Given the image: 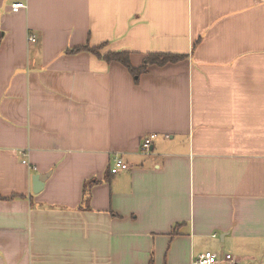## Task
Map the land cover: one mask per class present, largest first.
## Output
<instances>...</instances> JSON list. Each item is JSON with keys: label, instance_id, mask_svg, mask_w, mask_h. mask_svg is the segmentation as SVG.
Segmentation results:
<instances>
[{"label": "crops", "instance_id": "0c3cea01", "mask_svg": "<svg viewBox=\"0 0 264 264\" xmlns=\"http://www.w3.org/2000/svg\"><path fill=\"white\" fill-rule=\"evenodd\" d=\"M206 252L264 264V0H0V264Z\"/></svg>", "mask_w": 264, "mask_h": 264}, {"label": "trees", "instance_id": "16d2710c", "mask_svg": "<svg viewBox=\"0 0 264 264\" xmlns=\"http://www.w3.org/2000/svg\"><path fill=\"white\" fill-rule=\"evenodd\" d=\"M103 47H90L88 44L77 47L72 50H68V53H80L88 52L98 59L105 61L106 63H119L124 66L135 79L147 72L150 66H164L167 64L177 63L185 59L184 55H174V54H150L148 55L141 66L134 68L130 64V54L128 52H106L101 53ZM86 192V187L84 188V193Z\"/></svg>", "mask_w": 264, "mask_h": 264}, {"label": "built area", "instance_id": "2783aa9c", "mask_svg": "<svg viewBox=\"0 0 264 264\" xmlns=\"http://www.w3.org/2000/svg\"><path fill=\"white\" fill-rule=\"evenodd\" d=\"M25 5L23 4H13L11 6V10L13 12H18L21 9H24ZM34 38L30 37L29 41L34 42ZM153 137H149L147 139H145L142 142V147H141V151L144 153H148L151 147V139ZM128 167L127 165L124 163V161L121 158H115L114 163L112 168L110 169V173L115 175L121 171H125L127 170ZM191 264H240L238 259H236L233 255L231 254H224L221 256H217L214 253L211 252H206V253H202L199 254L197 256H195L192 259Z\"/></svg>", "mask_w": 264, "mask_h": 264}, {"label": "water", "instance_id": "95a60500", "mask_svg": "<svg viewBox=\"0 0 264 264\" xmlns=\"http://www.w3.org/2000/svg\"><path fill=\"white\" fill-rule=\"evenodd\" d=\"M47 175L40 176L36 175L32 178V191L34 194H38L43 187V183L46 179Z\"/></svg>", "mask_w": 264, "mask_h": 264}]
</instances>
